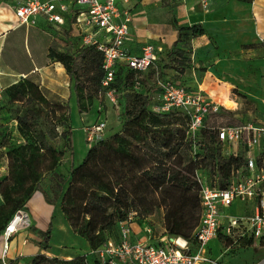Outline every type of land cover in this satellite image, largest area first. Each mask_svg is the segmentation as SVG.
Returning <instances> with one entry per match:
<instances>
[{
    "label": "trees",
    "instance_id": "obj_1",
    "mask_svg": "<svg viewBox=\"0 0 264 264\" xmlns=\"http://www.w3.org/2000/svg\"><path fill=\"white\" fill-rule=\"evenodd\" d=\"M175 29L177 36L172 53L183 73L192 67L191 40L206 34V30L200 23L187 26L175 23ZM69 43V48L64 50L49 47L48 56L63 65L70 94L81 112L104 95L102 53L94 45L81 44L80 36ZM158 61H154L148 72L117 66L111 87L123 95L120 128L90 144L77 164L72 162L74 149L68 103H50L38 84L28 77L2 89V97L20 104L13 121L23 143L5 153L8 175L0 178V209L3 210L0 232L15 212L26 206L32 194L40 191L47 203H59L70 230L88 241L92 253L107 239H118V223L126 221L132 212L135 222L148 223L154 229L147 218L162 210V227L167 235L195 242L193 230L200 210L198 184L194 179L196 167L219 165V183L225 186L230 166L238 165L241 158L222 157L215 132L207 131L205 126L198 134L196 155L200 158H195L191 142L186 138L187 115L180 109L163 113L152 110L160 90L156 79L175 82L172 75L161 74L163 65ZM145 73H149L151 81H146L149 76L141 77ZM178 84L190 88L183 82ZM0 106V116L10 114L2 102ZM59 125L63 129L58 135ZM58 136L68 143L70 163L66 172L58 167L64 154L56 147ZM3 146L0 142V147ZM43 181L46 188L42 186ZM50 231L51 223L42 232L40 250L49 247ZM92 255L94 264H102L95 253ZM78 259L83 260L84 255ZM41 260L55 263L59 259L38 252L29 264H40Z\"/></svg>",
    "mask_w": 264,
    "mask_h": 264
},
{
    "label": "built area",
    "instance_id": "obj_2",
    "mask_svg": "<svg viewBox=\"0 0 264 264\" xmlns=\"http://www.w3.org/2000/svg\"><path fill=\"white\" fill-rule=\"evenodd\" d=\"M118 0H23L14 8L18 25L31 26L38 17L61 26L71 21L76 37L83 45H94L102 53L104 71L101 85L104 96L114 106L119 105V93L111 87L117 66L145 72L157 59L156 49L145 44L138 55L125 48L132 20L127 8H120ZM184 1V0H183ZM204 6L208 0H202ZM75 37V38H76ZM159 91L151 108L154 112L182 110L188 117L186 138L196 155L198 134L211 115L220 112V104L199 89L186 88L170 79L157 78ZM138 84V83H137ZM2 89L0 88V97ZM101 105V104H100ZM99 105V106H100ZM105 121H97L86 130V139L93 143L101 137ZM215 140L222 157H238L241 162L231 165L225 186L220 185L219 165L199 164L194 171L200 198L199 219L193 230L195 242L180 236H170L164 228L156 232V240L147 235L132 238V212L126 221L118 223V239H107L93 250L102 264H218L209 256L207 243L221 234L227 239H251L261 246V257L250 264H264V121L247 120L225 123L214 129ZM212 175V176H211ZM232 205L237 213L225 212ZM31 226L27 205L18 209L0 232L2 240L1 264H8L6 255L11 237ZM145 231L154 229L147 223ZM155 232V231H154Z\"/></svg>",
    "mask_w": 264,
    "mask_h": 264
},
{
    "label": "crops",
    "instance_id": "obj_3",
    "mask_svg": "<svg viewBox=\"0 0 264 264\" xmlns=\"http://www.w3.org/2000/svg\"><path fill=\"white\" fill-rule=\"evenodd\" d=\"M22 1L0 0V88L4 89L22 77H28L40 89L45 88L42 93L50 103L65 104L73 98L69 78L63 65L48 56V49L56 47L57 40L62 46L65 45L62 41L74 40L76 33L73 24L65 21L61 26L63 32L59 30L60 26L47 22L43 17H38L35 25H18L14 8ZM72 1L67 0V3L72 5ZM165 1L174 5L173 15L179 25L200 23L206 30V34L191 40L192 67L180 73L182 82L191 89L201 90L215 102L216 98L220 99L219 103L231 111L248 102L244 108L247 113L264 112V0H208L207 6L203 5L202 0H118V6L127 8L132 16L129 37L125 43L130 54H140L142 46L149 43L156 49L158 57L163 46L170 47L173 44L177 36L175 26L161 17L166 11L158 7ZM21 26L26 29L39 26L48 37L40 44L35 42L38 59L25 66L18 64L13 51L6 55L5 60L2 58L9 32ZM69 46L70 43L64 47ZM56 48L62 49L58 46ZM231 91L237 93L239 98L231 97ZM247 120L243 119L242 122ZM35 193L27 203L31 198L35 199L31 206L32 218L30 214L29 217L31 225L38 223L39 228L32 232L29 229L18 231L21 232L19 243L10 239L6 255L8 264H29L32 256L41 251L38 243L49 223L52 224V231L67 233L70 230L62 212L58 211L55 219L54 212L51 211L53 205L48 204L41 194ZM1 201L0 195V203ZM145 227L133 221L132 238L146 237L149 234L156 240V227L154 226L155 232L151 233H147ZM84 240L83 252L86 254L90 246ZM1 255L0 238V264Z\"/></svg>",
    "mask_w": 264,
    "mask_h": 264
},
{
    "label": "rangeland",
    "instance_id": "obj_4",
    "mask_svg": "<svg viewBox=\"0 0 264 264\" xmlns=\"http://www.w3.org/2000/svg\"><path fill=\"white\" fill-rule=\"evenodd\" d=\"M177 5V4H175ZM171 3L165 1L162 5H158L159 8L165 10L166 12L163 13L161 16L165 18L172 26H175L176 20L175 16L173 15ZM43 28L39 26H33L27 28L25 26H21L15 31H10L5 42V46L2 53V58L5 60L6 55L10 54L11 51L15 53V56L18 59V64L20 66L28 65L34 61H37V53H36V45L35 42L37 41L38 44L42 43L45 38H48L44 34ZM54 35L52 34V37ZM59 40L55 41L56 47L62 49H68L64 46L69 45V42L62 41L63 45L58 44ZM12 46V47H11ZM172 45L170 47H164L158 53L157 60L160 64L163 65L161 74H169L172 75L174 81L176 83H181V76H180V65L174 59V55L172 53ZM149 70L145 71L148 72ZM149 76L146 81H151L152 77H150L149 73L143 74L141 77L145 78ZM145 80V79H144ZM42 92H45V88L41 87L40 89ZM0 97V103L2 102L5 107H7V111L10 114L4 113L3 116H0V142L4 143L5 146L0 147V178H4L8 175V165H7V158L5 153L9 150V148L13 146H18L23 143L22 139L18 136L17 131L15 129V122L13 121V117L15 116V112L17 108H19L20 104H17L11 100H8L6 96L3 95ZM123 95H119V105L114 106L104 95H100L99 98H96L92 101L91 105L85 111H79L76 104L74 96L67 101L69 105L70 111V124L72 126V142H73V149L74 154L72 157L73 164L79 163L83 157L85 156L87 149L91 142H88L86 139V128L91 124L97 121H105L103 136L109 135L112 132L118 130L121 124V105L123 102ZM230 96L233 98H239L237 93L233 91L230 92ZM240 99H242L240 97ZM216 102L220 101V99H215ZM101 104L98 106V104ZM220 104V103H219ZM249 103L244 102L242 107L236 109L235 111H231L220 104V112L217 115L209 116L204 125L205 129L210 132H214L216 126L223 125L225 123H238L242 122V120L252 119V120H261L264 121V112H251L247 113L244 109L247 107ZM1 108V106H0ZM11 110V111H10ZM63 126L59 125L56 127L58 135L62 131ZM84 131V132H83ZM56 147L59 150H63L64 154L58 164V167L61 171L66 172L67 168L70 163V155L68 150V143L65 138L57 137L55 139ZM2 153H4L2 155ZM42 186L46 188V181L42 182ZM41 194L43 199L44 196L40 191H36L35 194ZM35 203V199L31 198L27 203V212L31 215V206ZM49 204V203H48ZM53 205V204H50ZM54 212V217L57 219L58 211H60L59 203L54 204L52 207ZM3 210L0 209V215L2 214ZM225 212L237 213L236 206L232 205ZM163 211L158 210L152 215H149L147 221H149L152 225H154L157 229L156 232H160L162 229L163 224ZM2 217L0 216V221ZM50 224V223H49ZM46 226L45 229L49 227ZM32 227V228H31ZM39 228L38 223H32V225L27 228L28 231H35ZM44 229V230H45ZM21 237V232H17L13 235L11 240L13 239L14 243L18 242ZM84 238L77 234H74L69 230L66 232H59L57 230L52 231V224H51V231L50 237L48 240V248L45 250H41V253L46 254L49 257H57L59 260L55 263L49 262L47 260H41L40 264H94L93 253L91 252V248H89L88 252L84 254L83 252V244ZM207 247L211 248L209 252V256L213 261L218 262V264H250L261 257L262 249L261 246H257L253 241L249 240L248 238H240L239 240L236 239H221L220 236L217 238L211 239L207 243ZM84 255V259H78L79 256ZM211 264V263H205ZM214 264V263H213Z\"/></svg>",
    "mask_w": 264,
    "mask_h": 264
},
{
    "label": "bare ground",
    "instance_id": "obj_5",
    "mask_svg": "<svg viewBox=\"0 0 264 264\" xmlns=\"http://www.w3.org/2000/svg\"><path fill=\"white\" fill-rule=\"evenodd\" d=\"M224 106V105H223ZM225 107V106H224Z\"/></svg>",
    "mask_w": 264,
    "mask_h": 264
}]
</instances>
